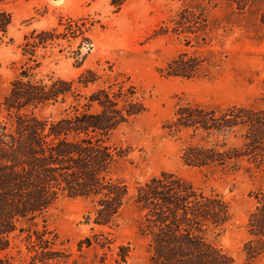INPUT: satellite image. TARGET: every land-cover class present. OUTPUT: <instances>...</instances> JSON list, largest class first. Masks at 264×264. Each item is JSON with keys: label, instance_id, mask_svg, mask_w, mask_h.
<instances>
[{"label": "rangeland", "instance_id": "374dc122", "mask_svg": "<svg viewBox=\"0 0 264 264\" xmlns=\"http://www.w3.org/2000/svg\"><path fill=\"white\" fill-rule=\"evenodd\" d=\"M0 10L12 16L8 39L0 47V101L21 69L32 66L39 74L65 79L92 70L97 81L84 93L110 88L143 106L107 138L110 145L127 150L116 170L129 187L118 225L88 224L90 202L62 197L44 216L22 220L1 255L29 260L34 230L47 229L69 255L66 264H153L148 239L138 231L133 196L139 184L168 171L230 203L231 220L208 238L233 257V264H248L243 246L249 238L248 217L256 206L254 192L264 187V171L250 175L188 166L182 159L187 135L169 134L164 125L186 103L208 108L261 104L264 0H127L120 9L111 0H0ZM54 28L57 37L51 44L25 52L33 33ZM183 52L200 60L198 71L191 78L168 75V63ZM66 108L43 106L35 114L56 120ZM0 119L7 120L2 104ZM101 231L112 238L110 247L88 245L86 238ZM122 245L129 247L125 262Z\"/></svg>", "mask_w": 264, "mask_h": 264}, {"label": "trees", "instance_id": "16d2710c", "mask_svg": "<svg viewBox=\"0 0 264 264\" xmlns=\"http://www.w3.org/2000/svg\"><path fill=\"white\" fill-rule=\"evenodd\" d=\"M126 1L111 0V4L120 9ZM11 22V14L0 10V47L8 39ZM55 32L56 28L33 33L25 52L51 44ZM199 67L197 57L183 52L165 70L168 75L191 78ZM96 81L92 70L65 79L24 66L0 101L7 114V120L0 119V264L67 263L69 255L58 247L57 235L47 229L34 230L29 260L1 255L10 248L22 220L44 216L62 197L90 202L85 214L88 224L118 225L129 187L116 170L127 150L110 145L107 138L143 106L110 88L83 92ZM56 104L67 105L59 119L35 114L39 107ZM164 128L169 134L187 135L182 159L188 166L226 173L244 170L250 175L264 171V98L257 107L182 104ZM254 197L256 206L248 217L249 238L243 252L248 264H264V187ZM133 203L139 214L138 231L148 239L153 264L234 263L230 254L208 238L232 218L230 203L219 193L206 192L166 171L139 184ZM86 242L109 248L112 238L101 231ZM119 250L125 262L129 247L122 245Z\"/></svg>", "mask_w": 264, "mask_h": 264}, {"label": "bare ground", "instance_id": "6f19581e", "mask_svg": "<svg viewBox=\"0 0 264 264\" xmlns=\"http://www.w3.org/2000/svg\"><path fill=\"white\" fill-rule=\"evenodd\" d=\"M60 0H57V2H59Z\"/></svg>", "mask_w": 264, "mask_h": 264}]
</instances>
